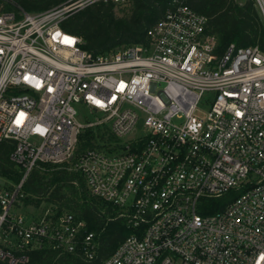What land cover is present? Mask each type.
Returning a JSON list of instances; mask_svg holds the SVG:
<instances>
[{"label":"built area","instance_id":"obj_1","mask_svg":"<svg viewBox=\"0 0 264 264\" xmlns=\"http://www.w3.org/2000/svg\"><path fill=\"white\" fill-rule=\"evenodd\" d=\"M127 1L30 14L0 0V146L13 144L23 170L17 185H0V263L27 264L44 245L94 260L95 236L80 239L72 213H12L40 163L69 162L133 231L103 264H264V53L231 44L217 55L206 18L184 0L145 43L103 54L61 27L72 11ZM253 1L264 21V0ZM87 129L105 140L75 160ZM231 192L224 209L201 213Z\"/></svg>","mask_w":264,"mask_h":264},{"label":"trees","instance_id":"obj_2","mask_svg":"<svg viewBox=\"0 0 264 264\" xmlns=\"http://www.w3.org/2000/svg\"><path fill=\"white\" fill-rule=\"evenodd\" d=\"M27 13L37 14L54 8L71 5L75 0H13ZM191 10L206 18V33L216 37V54L222 55L227 47H258L264 53V21L253 0H184ZM131 7L127 17H117V6L97 2L81 10L72 11L62 22L64 31L80 37L82 49L92 55L103 54L117 48L138 45L147 41L146 31L163 19L167 10L174 8V0H128ZM125 4V5H126ZM105 133L87 129L79 134L75 160L87 149L105 140ZM109 142L116 139L109 135ZM12 143L0 146V178L6 186L17 185L23 170L11 161ZM23 206L50 205L54 213L68 211L85 227L80 231L81 239L93 233L96 242L94 260L85 261L79 250L65 253L44 245L28 252L27 264H103L118 246L133 231L126 226L125 219L118 217L117 209L88 194L83 177L73 169L71 163L51 165L40 163L23 183ZM234 192L218 199H208L201 210L212 214L225 208L236 198ZM55 208V209H54ZM7 264V263H0Z\"/></svg>","mask_w":264,"mask_h":264},{"label":"rangeland","instance_id":"obj_3","mask_svg":"<svg viewBox=\"0 0 264 264\" xmlns=\"http://www.w3.org/2000/svg\"><path fill=\"white\" fill-rule=\"evenodd\" d=\"M131 12V7L129 4H126L121 7H117L115 10L117 17H127ZM82 112V111H81ZM82 114H84L82 112ZM198 116H203L204 112L202 109H200L199 112H197ZM84 117H81V119ZM88 120H91V118H88ZM6 183V180L0 178V185H4ZM52 207L50 205L42 204L39 207H31V206H23L22 204L17 205L12 213L14 215H21L27 222L35 221L38 219H41L44 217L47 213L52 212ZM55 209V208H54Z\"/></svg>","mask_w":264,"mask_h":264}]
</instances>
